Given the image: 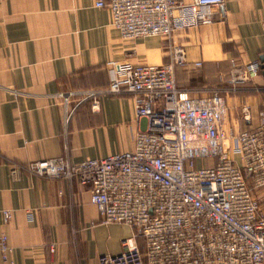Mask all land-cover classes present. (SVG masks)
<instances>
[{"label": "crops", "instance_id": "0c3cea01", "mask_svg": "<svg viewBox=\"0 0 264 264\" xmlns=\"http://www.w3.org/2000/svg\"><path fill=\"white\" fill-rule=\"evenodd\" d=\"M213 19L169 39L125 41L95 0H0V237L11 248L0 264H98L100 256L120 254L122 241L134 234L120 224L103 225L88 189L75 181L24 170L10 176L12 166L61 156L76 164L134 148L146 122L136 118L133 94H104L94 109L91 100L70 95L105 90L109 62L166 64L170 50L181 48L186 64L176 69L177 87L191 97L219 90L231 108L226 128L255 130L264 112L263 73L230 94L225 82L232 62L262 58L264 0H225ZM3 211L11 212L6 224Z\"/></svg>", "mask_w": 264, "mask_h": 264}, {"label": "built area", "instance_id": "2783aa9c", "mask_svg": "<svg viewBox=\"0 0 264 264\" xmlns=\"http://www.w3.org/2000/svg\"><path fill=\"white\" fill-rule=\"evenodd\" d=\"M224 3L95 0V7L109 12L110 24L123 40L135 41L169 39L179 29L211 25ZM185 64L177 47L166 64L109 62L105 90L70 94L91 100L93 109L104 94H133L136 118L146 127L137 133L131 151L76 164L61 156L10 169L12 179L24 170L31 176L75 181L88 189L103 225L135 231L122 241L120 254L100 256L98 264H264V214L253 192L264 188V112L258 113L254 131L227 129L223 93L191 97L177 87L175 68ZM261 65L259 60L232 62L226 93L252 82L262 74ZM241 112L248 120L249 109ZM69 118L65 114V124ZM2 218L8 223L11 212L3 211ZM10 253L3 234L0 258L7 261Z\"/></svg>", "mask_w": 264, "mask_h": 264}, {"label": "rangeland", "instance_id": "374dc122", "mask_svg": "<svg viewBox=\"0 0 264 264\" xmlns=\"http://www.w3.org/2000/svg\"><path fill=\"white\" fill-rule=\"evenodd\" d=\"M162 42H164L165 49H167V51L169 52L168 40H163ZM167 56H169V58H170V52H169V55H167ZM177 68H181V67H176L175 68V73H176V69ZM196 68H198V67H196ZM191 75H193L194 77L195 76L198 77L199 73H196L195 72V73H192ZM175 81H177L176 75H175ZM225 86H226V88L228 87V85L226 84V82H225ZM230 111H231V108L229 107L228 113H227V116H226V120H225V125H227V122L230 119V113H229ZM253 192H254L255 196L258 198V200L260 202V206H261L262 212L264 214V188H260V189L253 190Z\"/></svg>", "mask_w": 264, "mask_h": 264}, {"label": "water", "instance_id": "95a60500", "mask_svg": "<svg viewBox=\"0 0 264 264\" xmlns=\"http://www.w3.org/2000/svg\"><path fill=\"white\" fill-rule=\"evenodd\" d=\"M260 62H261V68H262V73H263V75H264V59L263 58H260Z\"/></svg>", "mask_w": 264, "mask_h": 264}]
</instances>
